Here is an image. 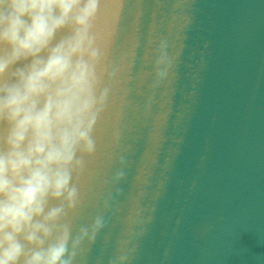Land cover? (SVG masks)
Returning a JSON list of instances; mask_svg holds the SVG:
<instances>
[{
    "label": "water",
    "instance_id": "water-1",
    "mask_svg": "<svg viewBox=\"0 0 264 264\" xmlns=\"http://www.w3.org/2000/svg\"><path fill=\"white\" fill-rule=\"evenodd\" d=\"M95 31L118 72L72 219L107 223L78 264H264V0H105Z\"/></svg>",
    "mask_w": 264,
    "mask_h": 264
},
{
    "label": "clouds",
    "instance_id": "clouds-1",
    "mask_svg": "<svg viewBox=\"0 0 264 264\" xmlns=\"http://www.w3.org/2000/svg\"><path fill=\"white\" fill-rule=\"evenodd\" d=\"M104 3L0 0V264H78L106 227L103 215L72 219L118 72L102 67L95 22ZM167 47L161 40L158 82L171 68Z\"/></svg>",
    "mask_w": 264,
    "mask_h": 264
}]
</instances>
